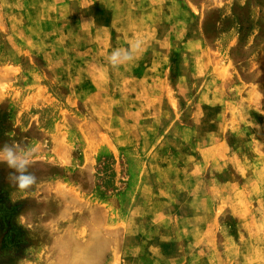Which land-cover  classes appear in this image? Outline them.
<instances>
[{
    "label": "rangeland",
    "instance_id": "obj_1",
    "mask_svg": "<svg viewBox=\"0 0 264 264\" xmlns=\"http://www.w3.org/2000/svg\"><path fill=\"white\" fill-rule=\"evenodd\" d=\"M4 143L0 264H264V0H0Z\"/></svg>",
    "mask_w": 264,
    "mask_h": 264
},
{
    "label": "clouds",
    "instance_id": "obj_2",
    "mask_svg": "<svg viewBox=\"0 0 264 264\" xmlns=\"http://www.w3.org/2000/svg\"><path fill=\"white\" fill-rule=\"evenodd\" d=\"M144 44L145 41L138 38L126 48H115L107 55L106 62L112 69L119 70L137 59ZM37 152L34 144L4 143L0 145V164L6 165L11 170L7 179L22 192L30 190L38 182V177L30 171Z\"/></svg>",
    "mask_w": 264,
    "mask_h": 264
},
{
    "label": "crops",
    "instance_id": "obj_3",
    "mask_svg": "<svg viewBox=\"0 0 264 264\" xmlns=\"http://www.w3.org/2000/svg\"><path fill=\"white\" fill-rule=\"evenodd\" d=\"M215 211H216V208L215 207H213V209H212V211L209 209V211H207V212H209V215H211V221H210V223L211 224H213V222H214V219L216 218V214H215ZM207 216V215H206Z\"/></svg>",
    "mask_w": 264,
    "mask_h": 264
}]
</instances>
